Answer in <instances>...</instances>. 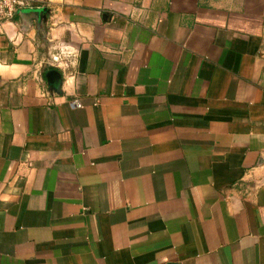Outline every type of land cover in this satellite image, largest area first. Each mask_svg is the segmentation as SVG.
Instances as JSON below:
<instances>
[{
    "label": "crops",
    "instance_id": "1",
    "mask_svg": "<svg viewBox=\"0 0 264 264\" xmlns=\"http://www.w3.org/2000/svg\"><path fill=\"white\" fill-rule=\"evenodd\" d=\"M28 1L0 29V264H264V0Z\"/></svg>",
    "mask_w": 264,
    "mask_h": 264
},
{
    "label": "built area",
    "instance_id": "2",
    "mask_svg": "<svg viewBox=\"0 0 264 264\" xmlns=\"http://www.w3.org/2000/svg\"><path fill=\"white\" fill-rule=\"evenodd\" d=\"M30 2L28 0H0V29L3 27L4 23L12 20L19 10L28 7ZM66 51L61 50V53L52 55L50 57L51 61H48L49 65L61 68L63 63L66 61V57H63ZM75 105H80L78 101L74 102Z\"/></svg>",
    "mask_w": 264,
    "mask_h": 264
},
{
    "label": "water",
    "instance_id": "3",
    "mask_svg": "<svg viewBox=\"0 0 264 264\" xmlns=\"http://www.w3.org/2000/svg\"><path fill=\"white\" fill-rule=\"evenodd\" d=\"M45 10H46V9H42V12H44ZM42 12H40V11H38V10H34V8L25 9V10H24V8H23V9L20 10V13H21L22 15H28V14L35 13L36 15H38V17H39V15H40V13L42 14ZM59 88H61V87H59Z\"/></svg>",
    "mask_w": 264,
    "mask_h": 264
},
{
    "label": "rangeland",
    "instance_id": "4",
    "mask_svg": "<svg viewBox=\"0 0 264 264\" xmlns=\"http://www.w3.org/2000/svg\"><path fill=\"white\" fill-rule=\"evenodd\" d=\"M73 55L71 51L66 50V53L63 54L64 56H67L66 58H69V56ZM262 183H264V176H262V178L259 179Z\"/></svg>",
    "mask_w": 264,
    "mask_h": 264
}]
</instances>
